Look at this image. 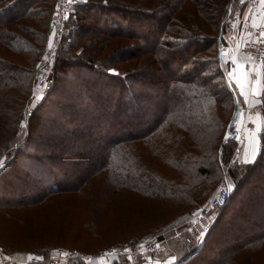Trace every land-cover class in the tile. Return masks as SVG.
I'll list each match as a JSON object with an SVG mask.
<instances>
[{
	"label": "trees",
	"instance_id": "1",
	"mask_svg": "<svg viewBox=\"0 0 264 264\" xmlns=\"http://www.w3.org/2000/svg\"><path fill=\"white\" fill-rule=\"evenodd\" d=\"M85 1L76 4L70 33L61 39L50 73V87L37 106L39 109L54 104L62 113L58 123L50 126V133L55 135L49 141L53 143L44 142L45 137L35 140L36 122L32 119L37 112H31L29 124L21 129L16 124L15 134L1 149L9 157V165L21 155L28 157L31 164L40 165L37 170L32 168L36 174L47 171L50 175L34 182L38 189L34 195L12 200L11 206H33L43 214L48 202L62 200L66 195L76 204L95 208L99 204L101 210H115L130 203L136 216L141 211V198L142 203L147 197L166 198L176 202L177 213L159 228L180 225L208 199L222 173L220 168L230 161L235 150L223 142L241 99L229 76L230 63L223 57L222 33L235 3L243 9L247 0ZM55 4L56 0H0V96L13 95V88L21 87V81L27 78L32 81L36 70L31 72L17 64L12 56L44 51ZM63 80L64 86L60 84ZM68 83L77 89L72 90L74 93L67 89ZM156 90L163 92L156 93L163 95L161 99L155 98ZM262 96L264 119V93ZM81 98L88 102L79 106ZM149 99H153L152 110L146 106ZM1 100L4 102L3 97ZM159 108L161 113L156 112ZM66 114L69 117L63 122ZM78 118L82 121L75 125ZM47 123L45 120L42 128L45 133ZM260 134L261 151L255 160L228 168L236 183V194L223 206L212 234L249 179L261 180L264 188V124ZM156 162L181 172V181L168 180ZM208 162L215 171L208 168ZM70 167L72 171L67 169ZM7 169L10 167L0 171V177L8 173ZM212 174L211 180L208 176L201 179ZM260 191L248 197L255 209L251 207L238 224L237 219L233 220V236L240 225L241 236L243 229L252 226L253 235L231 245L235 254L230 255V246L224 247L218 260L205 263L238 264L237 252L264 244V229L260 228L264 226V189ZM258 205L261 208L257 209ZM129 212L132 213L130 209ZM245 215L249 221L243 220ZM64 220L60 213L59 226ZM64 228L63 224L60 231ZM220 228L227 229L225 225ZM147 233L123 239V243L137 246ZM77 235L85 233L78 231ZM211 238L206 236L207 241L196 246L192 254L186 253L172 264H197ZM188 239L187 245L192 242ZM40 243L31 252L43 251L48 256L55 247L43 239ZM0 246L7 254L16 252L1 241ZM79 249L83 254H97L100 245ZM71 264L85 263L74 259ZM113 264H140V260L129 262L124 255Z\"/></svg>",
	"mask_w": 264,
	"mask_h": 264
},
{
	"label": "rangeland",
	"instance_id": "2",
	"mask_svg": "<svg viewBox=\"0 0 264 264\" xmlns=\"http://www.w3.org/2000/svg\"><path fill=\"white\" fill-rule=\"evenodd\" d=\"M61 1L62 0H56V4L53 9L54 12L50 20L51 29L49 31L48 39H46L47 45L44 51L33 52L30 50L29 52H20L18 53L19 55H16L14 57L12 56L13 60L17 64H23L24 66H26V68H30L31 72L32 70H36L32 81L30 80L29 82L30 78H27L24 81H21V87L17 86V88H13V95L10 94L0 96L3 97L4 100V102L2 100L0 102L3 107V109L0 110V161H3L4 165L2 168H0V171H3L5 168H7V166L8 168L10 167V169H7L8 173L0 177V241L4 245H8L9 247L14 248L16 250L15 253L13 252L12 254H7L0 246V264L6 263V260L5 258H3V255L10 259H17L16 264H51L52 259L55 258V256L61 249H72L74 251L77 250V252L83 254V252L79 248H92L94 246L100 245L99 252L97 253L99 254L101 250L107 247L132 246V248H136L137 246H134V244L132 243H123V241H126L123 239H127L128 237H132L136 234H142V232H148L142 238V240L157 233H161V236H163L164 239L161 240L158 248L154 251L143 250L139 252H133L129 256L126 255L125 258L129 262H133L138 258L140 260V264H172L177 262L180 259L179 257H184L186 253H188L189 255L192 254L191 251L196 246L201 245L206 240V236L210 235H212V238L210 241L207 242L208 246L205 249L204 254L201 256V261H199L197 264H207L204 261L209 259H211V261H214L216 259L218 260L221 256V249L224 247L230 246V255L235 254L236 252H234V250H231V245H234L237 241H240L238 243L244 242L245 237L253 235L255 228L252 226V228L250 229H243L245 231L243 232L242 237L241 234H239L240 228L242 229L240 225V227H237L238 231L237 229L235 230L237 231L235 233V236H233V227L235 225L234 221L237 219L236 223L238 224V222H241L243 215L247 211H249L251 207H255L254 203H252L253 201L248 197L250 194L256 195L258 193H261L260 190L263 191L264 188H262V181H254L255 178L249 179L244 185V187H242V191L237 196L236 200H233L231 202L228 211L220 220V224L216 227V229H219L220 226L225 225L227 229L220 228L219 231L217 229L214 231V234H212L214 225H216L217 220L219 221L221 216L220 213L223 212L222 210L224 207H208L206 211H202V208L206 207L210 198L213 195V192L223 183L230 184L231 193L235 195L236 183L230 176L228 168L230 167V165L234 167L237 165H245L247 163H252L261 151L260 144V151L254 158L255 139L258 134L261 136L260 132L264 124L263 105L261 104L263 97L262 95L264 93V78L261 87V95L257 98H254L251 102V105L254 106V110L253 114L249 113V117L255 122L254 129L247 130V132L249 133V137L248 139H246L245 137L240 142V144L234 143L232 141L227 142L228 145H233L235 149L230 161L227 162L224 167L220 168V172L222 173L218 175L219 177L217 183L213 186L212 190L210 191L208 199L203 201L198 207L199 209L196 210L190 217H188V219H186L184 223L180 225H173L171 226V228L163 230L159 228L160 226L165 224L164 222H170L171 218L177 213L175 212L176 208H174L176 202L171 199L167 200L166 198L159 199L147 197L146 201L143 202L145 203L144 205L142 203V200L144 199L141 198L139 201V204H142V207H139L141 211L138 213V215L136 214V216H134L133 204L130 205V203H128L127 205L117 206L115 210L113 209L114 207L112 209L103 208V210H101V208H98L100 206L99 204L98 206L95 205L98 209H96L93 205L76 204L73 198H66V195V197L64 196L63 198H61L62 200L54 199L48 202L46 204L47 206L44 207L45 212L43 214L38 213L39 211L34 210L36 207L33 208V206H11L12 200L16 202V199L19 197L25 195L29 197L31 195H34L38 190L35 187L37 185L34 182L44 177L47 179L50 176L49 174H47V171L42 172L39 175L36 174L32 170V168H35L37 170L39 169L40 165L38 166L36 164L33 165V163L31 164V161L28 159V157L25 156L22 157L21 155H17L16 158L9 165V157H7V154L1 151V149L3 146L8 144L9 139L15 134L17 129L16 124L19 125L20 129L26 127L27 124H29L28 118L31 112H37V117L35 116L36 118L33 117L34 119H32L36 122V129L34 132V136L36 137L35 140L42 139L43 137H45L44 142H48V144L53 143L52 141H49V139H51V137L55 135L53 132L50 133V126H52V123H58V119L60 116H62V113L56 109L54 104H48L47 107H41L39 109L37 108V106L40 104V102L45 99L44 97L50 87V73L53 70L52 67L54 65V62L57 56L59 55V48L61 43L63 42V40L61 39H63L64 35L70 33L69 28L71 27V25L69 24L73 12L77 9L76 4H78L79 2H86L85 0H66L67 13L62 26L61 24H59L63 19V15L59 11ZM260 1L261 4H264L262 0ZM239 6L240 5H238V3H235L233 12L230 14V16H228L225 22V32L222 33L223 57L226 56L228 51L227 39L229 38V32H236L237 29L242 28V26L239 24V20L237 19V15L233 16ZM254 16L255 14H253V12L248 15L250 26L249 30H252L253 33V35H251L250 41H253L256 36ZM49 43H51V47H49ZM81 44L85 45V43ZM242 46L243 45L240 46L241 52L246 54L243 51ZM73 62L74 61H72V63ZM262 73L264 76V66ZM28 75L30 74L28 73ZM61 75L64 76V74ZM69 77L70 75L68 76V78ZM84 78V76H81L80 79ZM65 80L60 82L62 86L66 84ZM78 82L79 81L76 80V83ZM73 87L74 86L72 84L68 83L67 89L71 91V93H74V91L77 90ZM156 93L161 94L163 92H159L158 90H156L155 94ZM54 96L55 95H52V97ZM162 96L156 94L155 98L161 99ZM242 98L243 97H241L240 95L241 100L240 103L237 105L238 108L235 114V116L237 115V118H239L241 116L239 106L244 108L242 116L239 119L241 123L243 121V117L247 116L246 114H248L249 112V110H247V101H244V98ZM152 100H148V103L146 104L147 109H149V107L151 109ZM87 102V99L81 98L79 106L84 105ZM161 111V108L156 109V112L158 113H161ZM68 117L69 116L67 114L63 116V122H65ZM45 120L48 122L47 124H49L47 126L48 128L46 129V133L44 129L42 130V128H44L43 125ZM80 121H82L81 118L74 120L75 125L77 123H80ZM145 121L148 122L147 119H145ZM247 142H250L249 147L246 145ZM155 165L162 169L163 173L165 174V177L168 180L173 179L174 181H178L179 179L181 181V172H179L178 170H173L170 166L168 167V165H165L163 162H156ZM206 165H208L209 169H214L215 171V167L213 164H210L208 162V164ZM57 167L59 168V165H57ZM13 168H18V170L12 171ZM71 168L72 167L67 169L72 171ZM64 169L65 168H63V172L66 171ZM190 174L194 175L195 173L193 172ZM204 176H208V178L211 180L212 176L214 175H203V177L201 178L202 180L205 178ZM29 186V189L25 191L22 190L23 188ZM258 208H261V206L258 205L257 209ZM129 209L130 211H132V213L129 212ZM237 211L240 212L239 216L236 215ZM124 212H126L125 216ZM60 213L61 216H65V220L63 223L65 228L63 229V231H60V227L63 224L59 226ZM246 217L247 216L245 215L243 220H246ZM247 220L249 221V219ZM211 226L213 228H211ZM260 228L264 229V226L262 225ZM205 229H207V232L203 237V240L201 241L200 239H198V237L201 232L205 231ZM78 231L79 233H85V235L78 236ZM229 231L231 233L228 235L229 237L227 238L226 234ZM188 238L192 240L191 244L189 245L186 244ZM41 239L45 240V242H49V244L51 245H55L54 249L50 252L48 256H45L46 253H44L43 251L31 252V250L39 248L41 246ZM142 240L140 242H142ZM65 243L68 246H65ZM72 244L73 246H77L79 248L71 247L70 245ZM261 244L262 243L258 244V246L256 247H250L249 249L244 248L243 251L241 250L237 252L238 264H264V244ZM97 254L90 253V255L95 256ZM129 257H131V259H129ZM103 261H106V259L104 258ZM110 262V259H107V264H110Z\"/></svg>",
	"mask_w": 264,
	"mask_h": 264
},
{
	"label": "built area",
	"instance_id": "3",
	"mask_svg": "<svg viewBox=\"0 0 264 264\" xmlns=\"http://www.w3.org/2000/svg\"><path fill=\"white\" fill-rule=\"evenodd\" d=\"M249 6L253 9V14H255V33L256 36L253 39V41L249 40L245 42L242 46L243 51L249 56L251 62H252V78H250V83L248 85L249 88V96L247 105L248 108L253 107L251 105V102L254 98H257L261 95V87L263 83V66H264V38H262V34L264 31V4H261L260 0H248L247 1ZM66 0H62L59 6V11L63 15V19L61 21V24L63 26V22L66 18ZM247 116L243 117L242 123L237 120V115L235 116L234 120L232 121V125L230 127V137L225 138L224 142L232 141L234 143L240 144V142L247 136V130L248 129H254L255 122L251 120L249 117V112L246 114ZM242 124V125H241ZM260 135L256 136L255 139V156L260 151L259 145L260 142ZM229 187H231L230 184L223 183L221 184L214 192L212 197L210 198L208 204L206 207L202 208V211H206L208 207L216 206L218 208H222L226 205L228 202L230 196H231V190H229ZM161 233H157L155 235L149 236L147 238H144L142 242H140L136 248H132V246H114V247H107L100 251L99 254L90 255V254H81L79 252L74 250H66L61 249L55 256V258L52 259L51 264H71V262L74 259H82L84 260V263L86 264H106L107 259H110V261H114L115 259H119L122 256H129L133 252H139L143 250L147 251H154L158 248L162 238ZM3 258L6 260V264H16L17 259L15 258H7L5 255H3ZM104 258L106 261H103Z\"/></svg>",
	"mask_w": 264,
	"mask_h": 264
},
{
	"label": "crops",
	"instance_id": "4",
	"mask_svg": "<svg viewBox=\"0 0 264 264\" xmlns=\"http://www.w3.org/2000/svg\"><path fill=\"white\" fill-rule=\"evenodd\" d=\"M251 12H253V9L249 6L247 2L246 6H244L243 9L238 8L237 11H235V13L233 14V16L237 15V19L239 20V24L242 26V28L237 29L236 32L235 31L229 32L230 39L229 38L227 39L228 51L226 56L224 57L230 63L229 76L232 78L234 84L236 85L238 91L240 92L241 97L244 98V99L242 98L244 101H248L247 99L249 95L248 85H249V79L252 78V62L246 54L241 52L240 46L243 45L245 42L249 41L251 39V35H253L252 30L251 31L249 30L250 26L248 19V15H250ZM247 110H249L250 114L251 113L253 114L254 106L251 108L249 107ZM239 111H241L240 115L242 116V112L244 111V108L239 106ZM240 117L237 118V120H239ZM248 137H249V133L247 132L246 139H248ZM249 144L250 142L246 143L248 147ZM118 260H120V258L115 259L114 261H118ZM114 261H111L110 264H113Z\"/></svg>",
	"mask_w": 264,
	"mask_h": 264
},
{
	"label": "snow or ice",
	"instance_id": "5",
	"mask_svg": "<svg viewBox=\"0 0 264 264\" xmlns=\"http://www.w3.org/2000/svg\"><path fill=\"white\" fill-rule=\"evenodd\" d=\"M262 2H264V0H262ZM105 3H107V0H105ZM262 38H264V34H262ZM49 47H51V43H49ZM114 71V70H113ZM4 165H3V161H0V168H2ZM229 190H231V187H229ZM207 232V229H205L204 232H201L198 239H200L201 241L203 240V237L205 236ZM129 259H131V257H129Z\"/></svg>",
	"mask_w": 264,
	"mask_h": 264
},
{
	"label": "water",
	"instance_id": "6",
	"mask_svg": "<svg viewBox=\"0 0 264 264\" xmlns=\"http://www.w3.org/2000/svg\"><path fill=\"white\" fill-rule=\"evenodd\" d=\"M231 125H232V121L231 122H229V124H228V127H227V129H226V131H225V137H224V139L225 138H229L230 137V127H231Z\"/></svg>",
	"mask_w": 264,
	"mask_h": 264
},
{
	"label": "bare ground",
	"instance_id": "7",
	"mask_svg": "<svg viewBox=\"0 0 264 264\" xmlns=\"http://www.w3.org/2000/svg\"><path fill=\"white\" fill-rule=\"evenodd\" d=\"M188 223V222H187Z\"/></svg>",
	"mask_w": 264,
	"mask_h": 264
}]
</instances>
